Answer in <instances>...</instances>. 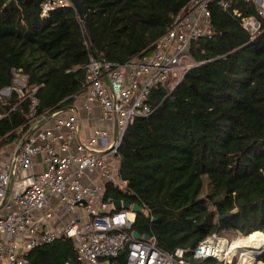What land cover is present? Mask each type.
Returning <instances> with one entry per match:
<instances>
[{
    "label": "trees",
    "instance_id": "16d2710c",
    "mask_svg": "<svg viewBox=\"0 0 264 264\" xmlns=\"http://www.w3.org/2000/svg\"><path fill=\"white\" fill-rule=\"evenodd\" d=\"M41 1L0 0V91L20 68L38 86L37 114L73 104L89 54L123 63L148 51L189 0H74L78 8L60 6L44 17ZM232 8L241 16L210 5L211 33L190 47L198 64L168 96L153 90L154 111L135 118L122 137L126 189L105 185L106 195L148 208L156 219L138 213L132 229L162 250L188 249L185 264H223L191 253L213 232H264V31L251 38L241 24L254 14L251 4L233 0ZM28 107L15 92L0 96V113L10 109L0 117V147L26 131ZM74 252L71 239L60 237L27 257L29 264H81ZM124 260L125 252L112 259Z\"/></svg>",
    "mask_w": 264,
    "mask_h": 264
},
{
    "label": "built area",
    "instance_id": "2783aa9c",
    "mask_svg": "<svg viewBox=\"0 0 264 264\" xmlns=\"http://www.w3.org/2000/svg\"><path fill=\"white\" fill-rule=\"evenodd\" d=\"M243 1L253 6L254 14L242 16L241 24L254 38L264 31V0ZM212 3L241 16L237 8H232L233 0H189L148 51L123 63L89 54L80 93L83 92L88 109L93 103L99 105L100 120L114 123L116 133L112 137L108 130L97 127L91 136L78 142L75 150L71 148L77 119L70 113H60L29 133L28 129L45 115L37 114L38 86L29 85L20 68L12 69L11 84L0 93L15 92L18 101L29 99V107L23 124L27 129L15 142L17 148L23 141L18 153L15 155V148L10 158L0 163V264H29V251L60 237L72 240L76 260L85 264H113L112 259L121 252H125L123 264L186 263L184 254L188 249L169 252L160 249L152 236L134 237L136 213L130 208H114L115 198L106 195L105 185L126 189L118 152L122 137L135 118L154 111L156 106L150 100L153 90L160 88L168 96L187 70L198 64L190 47L193 41L211 33ZM64 5L72 4L69 0H42L40 15L47 16ZM10 109L0 113V117ZM37 154L43 155L46 168L32 171ZM10 177L11 187L6 196ZM55 201L67 215L58 227L49 222L53 216L49 210ZM142 206L151 218L149 209ZM43 211V219L35 215ZM231 242L232 239L213 232L191 253L194 259L215 258L233 264L227 261L237 252L231 249ZM63 264L73 263L68 259Z\"/></svg>",
    "mask_w": 264,
    "mask_h": 264
},
{
    "label": "crops",
    "instance_id": "0c3cea01",
    "mask_svg": "<svg viewBox=\"0 0 264 264\" xmlns=\"http://www.w3.org/2000/svg\"><path fill=\"white\" fill-rule=\"evenodd\" d=\"M72 105L76 109L77 127H76V131L74 134L73 145H72L71 150L76 149V145L78 144V142H83L87 137L91 136L93 130L97 127L108 130V132H110V135L112 137H114V135L116 133L115 124L111 123V122H106V121L100 120L101 109L97 103H93L91 105V108L88 109L85 105V98H84L83 92L79 93L78 95L75 96L74 102ZM63 113H65V114L70 113V114L74 115L73 111L70 109L63 112ZM65 130L66 129H64V131ZM12 147H14L13 143L7 144L4 147L3 146L1 147L2 152L0 153V163H3L10 158L11 154L14 152ZM33 162H34V165L32 167V171H41L42 169L46 168V163L43 160L42 154L35 155L33 157ZM120 199L124 200L125 198H120ZM129 202L134 203L136 201H134V202L129 201ZM136 203H138V202H136ZM44 212L45 211L37 212V213H35V215L38 218L43 219L44 214H45ZM46 212H48V211H46ZM50 212L53 213V216L49 220L50 224H52L56 227L61 226V224L63 223L62 221L65 220L67 217L65 212L62 210L61 205L55 201L53 204V207L49 210V213ZM151 219H152V217H151ZM143 236L144 235H142L141 237H143ZM71 242H72V240H71ZM72 244H73V242H72ZM73 247H74V244H73ZM74 256H75V254H74ZM80 263L85 264L83 262H80ZM113 264H114V262H113Z\"/></svg>",
    "mask_w": 264,
    "mask_h": 264
},
{
    "label": "water",
    "instance_id": "95a60500",
    "mask_svg": "<svg viewBox=\"0 0 264 264\" xmlns=\"http://www.w3.org/2000/svg\"><path fill=\"white\" fill-rule=\"evenodd\" d=\"M70 1V3L73 5V6H75L76 8H78V5L76 4V2L74 1V0H69ZM80 19H81V21L82 22H84V16L80 13ZM3 91V90H2ZM1 91V92H2ZM6 92V91H5ZM72 110L73 111V114H74V117L77 119V116H76V109H75V107L73 106V105H65V106H62V107H59V108H55V109H53L52 111H50L49 113H47V114H45L43 117H41L39 120H37L29 129H28V131H29V133H32V132H34L37 128H39L40 126H42L44 123H46L48 120H50V119H52L54 116H56V115H58V114H60V113H63V112H65V111H67V110ZM23 143V141H21L20 142V144L17 146V148H16V151H15V155L18 153V151H19V148H20V145ZM14 165V163L12 164V166ZM11 182H12V180H11V177H10V179H9V181H8V185H7V193H6V196L8 195V193H9V190H10V187H11ZM113 204H114V208H116V209H120V208H126V209H128V208H130L133 212H135L136 214H138V213H142V214H144V215H146L147 214V211L146 210H144L143 209V206L141 205V204H139V203H136V202H134V203H132V204H130V202L128 201V200H126V199H124V200H121V199H115L114 200V202H113ZM228 212H226V214H227ZM156 219V217H152V220H155ZM133 235H134V237H136V238H140L142 235L140 234V233H138L136 230H133ZM144 238H149L150 237V235L149 234H145L144 236H143ZM227 261L229 262V263H231V261H232V259H227Z\"/></svg>",
    "mask_w": 264,
    "mask_h": 264
},
{
    "label": "bare ground",
    "instance_id": "6f19581e",
    "mask_svg": "<svg viewBox=\"0 0 264 264\" xmlns=\"http://www.w3.org/2000/svg\"><path fill=\"white\" fill-rule=\"evenodd\" d=\"M233 251H241L240 264H264V233L254 231L245 238H234L231 242ZM229 256L227 259H231Z\"/></svg>",
    "mask_w": 264,
    "mask_h": 264
},
{
    "label": "rangeland",
    "instance_id": "374dc122",
    "mask_svg": "<svg viewBox=\"0 0 264 264\" xmlns=\"http://www.w3.org/2000/svg\"><path fill=\"white\" fill-rule=\"evenodd\" d=\"M5 93H0V96L2 95H4ZM15 142H17L16 140L14 141V142H12L13 143V146L14 147H12V149L14 150L16 147V144H15ZM5 146V145H4ZM3 146V147H4ZM264 233V232H263ZM247 235H241V234H237L236 235V237H234V238H238V237H240V238H245ZM223 238H225V239H228V240H233L234 238L233 237H231V236H225V235H223ZM241 251H239V250H237V252H236V255L232 258V263L233 264H236V263H238L239 261H240V256H241V253H240ZM223 264H226V263H224V262H222ZM228 264V263H227ZM238 264H240V262L238 263Z\"/></svg>",
    "mask_w": 264,
    "mask_h": 264
}]
</instances>
